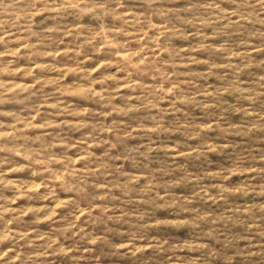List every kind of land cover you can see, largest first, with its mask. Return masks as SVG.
Wrapping results in <instances>:
<instances>
[{"label": "rangeland", "instance_id": "obj_1", "mask_svg": "<svg viewBox=\"0 0 264 264\" xmlns=\"http://www.w3.org/2000/svg\"><path fill=\"white\" fill-rule=\"evenodd\" d=\"M0 264H264V0H0Z\"/></svg>", "mask_w": 264, "mask_h": 264}]
</instances>
